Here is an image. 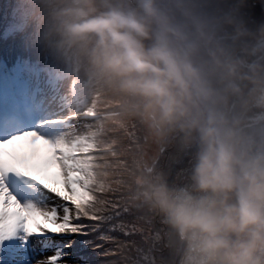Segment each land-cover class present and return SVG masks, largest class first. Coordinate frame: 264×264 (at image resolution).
I'll return each mask as SVG.
<instances>
[{"label": "clouds", "instance_id": "9594fccd", "mask_svg": "<svg viewBox=\"0 0 264 264\" xmlns=\"http://www.w3.org/2000/svg\"><path fill=\"white\" fill-rule=\"evenodd\" d=\"M125 118L194 148L156 199L184 264H264V14L242 0H27Z\"/></svg>", "mask_w": 264, "mask_h": 264}, {"label": "trees", "instance_id": "16d2710c", "mask_svg": "<svg viewBox=\"0 0 264 264\" xmlns=\"http://www.w3.org/2000/svg\"><path fill=\"white\" fill-rule=\"evenodd\" d=\"M37 10L22 16L24 24L34 17L39 21ZM3 11L4 8L0 7V88L5 87L8 79L18 71L35 78L43 76L49 82L70 78L71 95L66 99L70 102L79 99L86 105L91 81L82 65L74 59L77 62L75 70L68 58L57 53V50L62 54L64 51L56 46L55 41L36 36V32L29 30L23 35L19 29L12 28L4 34L13 18L4 17ZM15 84L13 78L11 85ZM99 99L106 100L104 130L89 139L92 144L84 150L85 157L78 158L70 176L79 180V187L90 197L86 211L100 221L84 220V223L98 224L99 227L90 233V237L73 235L53 242L57 245L74 242L73 248L67 251L79 260L66 264H165V260L169 264H181L179 260L186 256V242L171 222L169 229L160 221L162 212L166 213L157 202L156 192L161 185L176 190L188 183L195 149L185 147L182 157L171 161L174 156L170 152H150L148 148L155 143L153 141L137 148L132 144L135 140L131 130L134 118H125L114 105L113 98L104 92ZM174 139L176 137L169 140L171 146ZM142 153H151L149 161L153 160L156 165L144 163ZM144 199L149 204H143ZM101 234L106 235L103 241L98 239ZM89 238L101 247L93 251L85 246L82 242Z\"/></svg>", "mask_w": 264, "mask_h": 264}, {"label": "snow or ice", "instance_id": "6c2138e0", "mask_svg": "<svg viewBox=\"0 0 264 264\" xmlns=\"http://www.w3.org/2000/svg\"><path fill=\"white\" fill-rule=\"evenodd\" d=\"M54 132L48 117L32 106L0 110V264H66L74 242L57 245L53 237H90L99 227L84 223L100 221L86 211L90 197L66 172ZM35 243L54 254L32 259ZM82 243L93 251L101 247L92 238Z\"/></svg>", "mask_w": 264, "mask_h": 264}, {"label": "rangeland", "instance_id": "374dc122", "mask_svg": "<svg viewBox=\"0 0 264 264\" xmlns=\"http://www.w3.org/2000/svg\"><path fill=\"white\" fill-rule=\"evenodd\" d=\"M20 1L21 2L8 0L7 2H4L0 0V7L4 8L2 15L4 17L10 16L13 18L12 21L9 22L8 28L3 31L4 34L9 29L15 28L23 32V35L26 33L28 34L30 30V32H36V36L46 38L45 27L43 26L45 25V21L41 15H39V21L34 17L29 23L28 21H26V24L23 22L22 16H27L33 11H36V6L27 2V0ZM30 5L32 9L29 8ZM241 7L249 13V15L256 18H259L264 14V0H242ZM7 9H10V11ZM20 19H22V21ZM20 21L22 24H19ZM22 26L23 28H21ZM0 35H2V32ZM57 53L68 58V61L76 70L77 62L74 60L75 58L73 56L70 55L67 57L63 55L65 52L62 54L59 50H57ZM17 85V88L13 89L8 96L3 97L4 91L0 90V110L5 109V107L2 106L3 104L8 107L6 110H22L25 107L32 106L33 110H38L42 115L48 117L50 127L55 129L53 139L61 146V151L66 164V172L71 176L75 170L78 158L85 157L83 156L84 150L87 146L92 144L89 139L93 138L98 132L102 133L101 131L104 130L103 117L107 114L105 113L107 112V108L104 104L106 100L102 101L99 99L102 91L91 81V86L89 88L91 90L90 96L85 99L87 104L83 105V102L81 103L79 99H74L72 103H69L70 100L66 99L67 97L70 98L71 95L69 79L49 83L43 77L36 80L33 77L21 75L18 77ZM82 105L85 107H82ZM108 125L109 122L107 123V128ZM131 130L132 135L134 136L133 138H135V140L132 141V144H135L137 148H142L144 144L146 145L153 141L155 143H151V148H148L150 149V152H153L154 150H156V153H159V151L163 153L170 152L174 156L171 161L179 160L184 154L185 146L179 138L174 139L172 146L169 144V140L172 138L171 136L162 140L156 139L149 133L146 126L139 119H133ZM142 155L144 157V163L147 165H156V163H153V160L149 161L151 153H142ZM55 202H58V198L50 201V203ZM143 204L149 203L144 199ZM160 217V221L165 223L170 229L171 224L168 216L164 215L162 212ZM149 220L154 219L149 218ZM50 226L51 225H48V227ZM68 237L69 236H54L53 241L64 240ZM34 247L36 252L34 256L31 257L34 260L45 259L54 254L52 249L41 251L40 243H35ZM64 260L67 263H71L72 261H78L79 258H74L70 255L65 257ZM179 262L184 264L185 259L182 261L179 260ZM165 264H169V261L165 260Z\"/></svg>", "mask_w": 264, "mask_h": 264}]
</instances>
